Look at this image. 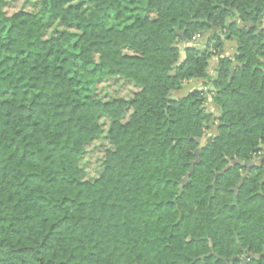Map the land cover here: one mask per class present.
Wrapping results in <instances>:
<instances>
[{
	"label": "trees",
	"instance_id": "trees-1",
	"mask_svg": "<svg viewBox=\"0 0 264 264\" xmlns=\"http://www.w3.org/2000/svg\"><path fill=\"white\" fill-rule=\"evenodd\" d=\"M38 5L0 3V264H228L241 249L264 264V162L225 170L264 158V0ZM107 79L137 91L104 100ZM102 121L110 147L85 180Z\"/></svg>",
	"mask_w": 264,
	"mask_h": 264
},
{
	"label": "rangeland",
	"instance_id": "rangeland-1",
	"mask_svg": "<svg viewBox=\"0 0 264 264\" xmlns=\"http://www.w3.org/2000/svg\"><path fill=\"white\" fill-rule=\"evenodd\" d=\"M2 9L7 15H12L19 11L36 12L38 10V0H0ZM61 27L53 23L50 25L46 32V37L61 31ZM205 38V37H204ZM204 38L197 41L195 45L199 48L204 46ZM125 53H130L128 50H124ZM228 54L231 53V48H227ZM137 91L130 83H127L121 79H107L99 81L96 84V94L104 99L109 100L112 98L129 99ZM181 93H177L176 97H180ZM206 108L213 114V118L217 116V109L211 104V98H206ZM103 133L95 138L91 143L86 146V152L81 160V166L83 168V176L85 180H93L98 178L103 168V158L105 151L110 147L108 139L106 138L107 122L102 121ZM212 124V121L210 125ZM215 132V126L212 127L207 134H213Z\"/></svg>",
	"mask_w": 264,
	"mask_h": 264
},
{
	"label": "crops",
	"instance_id": "crops-1",
	"mask_svg": "<svg viewBox=\"0 0 264 264\" xmlns=\"http://www.w3.org/2000/svg\"><path fill=\"white\" fill-rule=\"evenodd\" d=\"M231 48V53L228 54V51H225L227 48ZM234 43L233 42H224V55L225 56H230L233 54V51H234ZM216 68V61L213 59L211 62H210V66H209V73L210 74H214V69ZM195 89H198V90H205L203 88V84H202V81H189L187 83H185L183 86H182V89L178 92V93H181L180 97L182 96H185L186 94H188L190 91L192 90H195ZM206 98H210V96L207 94L206 95Z\"/></svg>",
	"mask_w": 264,
	"mask_h": 264
},
{
	"label": "water",
	"instance_id": "water-1",
	"mask_svg": "<svg viewBox=\"0 0 264 264\" xmlns=\"http://www.w3.org/2000/svg\"><path fill=\"white\" fill-rule=\"evenodd\" d=\"M195 22H199V23H207V20H200V21H195ZM213 30H214V29H213ZM179 35H180V37H181L182 42H184V41H185V39H184V33H183V32H180ZM175 44L177 45L178 42H176ZM204 142H205V139L202 138V139L200 140V143L203 144ZM199 152H200V149L196 150V152H195L196 159H195L194 162H192V163L190 164V172L193 170L194 165H195V164H198L199 161H200V158H199ZM263 162H264V158H262V159L258 162V164H262ZM231 165H233V166H234V165H243V163L240 162V161H233V162L231 163ZM245 165H247V166H249V167H253V166H254V163H251V164H245ZM229 167H230V166H227V167L225 168V170L228 169ZM190 172H188V173L184 176V178L181 180V183H182V184H185L186 182H188ZM217 177H218V173L215 174V177H214V179H213V181H212V186H214V183H215V180H216ZM210 255H213V253H210ZM215 258L221 260L222 262H226V259L220 258V257H218V256H216V255H215ZM201 259H202V258H201Z\"/></svg>",
	"mask_w": 264,
	"mask_h": 264
},
{
	"label": "flooded vegetation",
	"instance_id": "flooded-vegetation-1",
	"mask_svg": "<svg viewBox=\"0 0 264 264\" xmlns=\"http://www.w3.org/2000/svg\"><path fill=\"white\" fill-rule=\"evenodd\" d=\"M202 147V144L200 145V147H199V149ZM234 161H236V160H234ZM260 161V160H259ZM259 161H253V162H249V163H243V165H231V163L233 162V161H230L228 164H227V166H230V167H240V171L242 172V169L244 168L245 169V173L247 172V173H249L251 170H255L257 167H260L262 164H258V162ZM251 163H254V166L253 167H249V166H247V165H245V164H251ZM264 182V178H263V180H262V183ZM211 253H213V252H211ZM262 256H264V249H263V254L260 256V257H262ZM254 258V256H252V254L251 253H248V251L247 250H243V249H241V255L239 256H234L233 258H231L230 259V263H228V264H231L233 261H238L239 263H241V264H244L247 260H249V259H253Z\"/></svg>",
	"mask_w": 264,
	"mask_h": 264
},
{
	"label": "built area",
	"instance_id": "built-area-1",
	"mask_svg": "<svg viewBox=\"0 0 264 264\" xmlns=\"http://www.w3.org/2000/svg\"><path fill=\"white\" fill-rule=\"evenodd\" d=\"M201 36L199 34L194 35L191 40L189 41V44L195 45V43L199 40H201Z\"/></svg>",
	"mask_w": 264,
	"mask_h": 264
}]
</instances>
